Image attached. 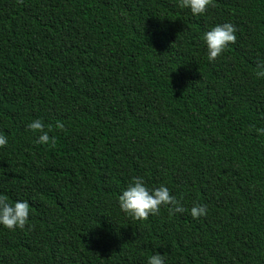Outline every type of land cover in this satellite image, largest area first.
Here are the masks:
<instances>
[{"label":"trees","instance_id":"obj_1","mask_svg":"<svg viewBox=\"0 0 264 264\" xmlns=\"http://www.w3.org/2000/svg\"><path fill=\"white\" fill-rule=\"evenodd\" d=\"M213 3L0 0V195L33 226L0 225V264H264V0ZM224 22L236 43L209 61ZM132 177L186 211L132 219Z\"/></svg>","mask_w":264,"mask_h":264},{"label":"clouds","instance_id":"obj_2","mask_svg":"<svg viewBox=\"0 0 264 264\" xmlns=\"http://www.w3.org/2000/svg\"><path fill=\"white\" fill-rule=\"evenodd\" d=\"M180 8L190 9L193 15L204 14L209 6L215 7L213 0H178ZM236 26L230 22L216 24L202 35V40L207 48V57L209 61L216 60L230 44L236 43ZM258 78H264V61H258L255 69ZM27 127L35 134L37 144L56 143L55 137H50L49 130H45V126L40 119L33 120ZM56 127L63 130L62 122H57ZM250 129L254 126L250 125ZM260 135H264V128L255 129ZM7 137L0 135V147L6 146ZM118 205L122 212L130 216L134 220L146 221L150 215H159L162 205H167L169 214L183 213L186 209L179 200L170 194L169 189L160 185L149 189L142 177H132L127 188L122 191L118 197ZM207 206L199 203L194 204L190 208V215L194 219L207 214ZM30 205L27 201H15L9 203L7 197L0 195V225L9 230L17 228L24 229L28 225ZM29 228L33 227L28 225ZM148 264H164V258L160 254H153L148 259Z\"/></svg>","mask_w":264,"mask_h":264},{"label":"bare ground","instance_id":"obj_3","mask_svg":"<svg viewBox=\"0 0 264 264\" xmlns=\"http://www.w3.org/2000/svg\"><path fill=\"white\" fill-rule=\"evenodd\" d=\"M199 52V51H198Z\"/></svg>","mask_w":264,"mask_h":264}]
</instances>
